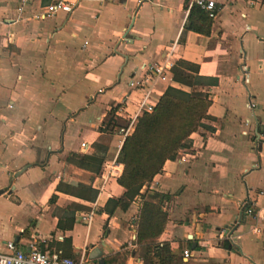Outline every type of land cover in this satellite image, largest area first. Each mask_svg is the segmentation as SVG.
Here are the masks:
<instances>
[{
  "label": "crops",
  "instance_id": "1",
  "mask_svg": "<svg viewBox=\"0 0 264 264\" xmlns=\"http://www.w3.org/2000/svg\"><path fill=\"white\" fill-rule=\"evenodd\" d=\"M51 1L21 7L20 0H0V189L6 190L0 253L8 242L26 251L36 240L49 254L84 255L85 264L118 253L124 264H143L136 220L141 196L155 193L167 196L158 241L184 264H264V0H213L209 35L183 33L186 0H66L73 3L70 13L36 19ZM173 45L175 63L215 81L194 88L209 94L208 118L129 208L110 216L102 212L108 200L126 190L116 182L123 141L120 127L105 128L109 112L127 123L145 98L155 106L168 88L191 91L172 72L150 93L135 86ZM82 143L89 144L85 154L104 158L99 168L66 162L69 154H82ZM114 161L117 175L104 183ZM70 167L87 180L68 182ZM60 182L88 185L96 196L85 201L62 193ZM245 203L253 215L235 227ZM92 210L91 221L82 222ZM71 218V229L58 228ZM232 225L231 240L218 239Z\"/></svg>",
  "mask_w": 264,
  "mask_h": 264
},
{
  "label": "trees",
  "instance_id": "2",
  "mask_svg": "<svg viewBox=\"0 0 264 264\" xmlns=\"http://www.w3.org/2000/svg\"><path fill=\"white\" fill-rule=\"evenodd\" d=\"M184 8L188 11V15L183 33L195 32L209 35L216 10L208 13L195 5L189 8L187 0ZM171 72L175 83L191 91L168 88L154 106L153 111L144 112L137 119L133 133L123 140L116 159L123 168L116 182L126 192L120 198L108 200L102 212L110 216L117 209L126 211L134 196L140 195V188L144 184H149L160 173L164 163L174 160L181 150L189 147L190 135L202 127V121L208 118L207 111L211 104L209 94L194 88L205 86L209 81L198 75L195 66L185 62H176ZM209 83L214 84L215 81ZM113 114L114 109L109 112V119L105 124V128L110 133L121 127ZM106 149L104 148L103 152ZM74 159L80 165L89 163L88 166L96 165L97 168L104 161V158L92 155L69 154L66 162L74 163ZM62 185L60 182L57 186L58 191L85 201H93L96 196V192L85 184H78L76 187L66 184L64 188ZM141 198L142 204L136 220L135 243L142 249L143 264H184L181 258L171 254L169 243L158 241L167 222V214L161 206V201L167 196L153 193L147 197L142 195ZM55 199L56 197L52 196L49 202L53 203ZM250 205L247 203L245 208ZM69 223L64 227L58 223V228L71 229L74 219L71 218ZM64 243L65 248L71 250L70 241L64 240ZM62 254L75 261L79 260L78 257H72L71 253L67 255L63 250ZM104 264H124V259L118 253L106 257Z\"/></svg>",
  "mask_w": 264,
  "mask_h": 264
},
{
  "label": "built area",
  "instance_id": "3",
  "mask_svg": "<svg viewBox=\"0 0 264 264\" xmlns=\"http://www.w3.org/2000/svg\"><path fill=\"white\" fill-rule=\"evenodd\" d=\"M32 0H20V5L23 7L24 5L28 4ZM107 0H102V2ZM143 2H148L151 0H142ZM195 5L199 7L201 10L211 13L215 9V2L213 0H191L190 7ZM73 3L66 0H52L49 4L44 6L41 11L35 16L38 20H46L56 16L59 13H70L72 10ZM176 45V44H175ZM175 45L170 48L167 53L160 59V61L155 65H150L146 69V75L141 81H137L135 86H143L145 85L144 89L146 92L150 93L155 85L160 81L164 80L166 76L172 71L175 61H174V54H175ZM133 82H130L129 85H132ZM249 109L254 108V104L249 101L247 104ZM154 106L150 105L146 102V98L142 102H138L136 107L135 114L128 119V122L124 127H120L117 131V134L121 137L122 141L130 136L135 128L137 119L145 112L150 113L153 111ZM89 144L82 143L80 152L85 154L88 151ZM178 158V155L175 159ZM174 159V160H175ZM182 159V158H180ZM181 161V160H180ZM113 164L109 167V171L105 177H103L104 183L107 181L108 177L116 176L117 171L114 170ZM103 187L99 190L102 191ZM244 204L243 208L246 207ZM244 213L246 216H252L253 210L251 205L248 208L244 209ZM94 215V210L87 214H83L81 216V221L85 223H89ZM231 228H226L222 230L219 235L218 239H230L231 235L229 234ZM190 253L185 251L183 256L185 258L189 257ZM86 259L85 256L82 255L78 261H74L71 258L64 257L60 253L49 254L47 250H42L40 247V243L36 240H33L28 249L26 251H20L16 249V245L14 242H8L6 244V251L0 253V264H85Z\"/></svg>",
  "mask_w": 264,
  "mask_h": 264
},
{
  "label": "rangeland",
  "instance_id": "4",
  "mask_svg": "<svg viewBox=\"0 0 264 264\" xmlns=\"http://www.w3.org/2000/svg\"><path fill=\"white\" fill-rule=\"evenodd\" d=\"M89 115H90V118L93 117L91 113H89ZM118 123L120 124L121 127H124L126 125V123L122 120H118ZM102 138H103L102 142H107L109 139V136L104 135ZM65 175H66L67 181L70 183L72 182L73 185L77 184V182L79 181H86L88 178V176L85 174H80L78 172L76 173L74 169H72V167L68 168V171Z\"/></svg>",
  "mask_w": 264,
  "mask_h": 264
},
{
  "label": "water",
  "instance_id": "5",
  "mask_svg": "<svg viewBox=\"0 0 264 264\" xmlns=\"http://www.w3.org/2000/svg\"><path fill=\"white\" fill-rule=\"evenodd\" d=\"M144 1H145V0H144ZM23 170H24V169H23ZM23 170H22V171H23ZM22 171L18 172L17 175H19ZM5 192H6V190H4V189H0V195L4 194ZM244 215H245V213H244V208H242V210L240 211V213H239V215H238V218H237L236 222L234 223L235 227H237V225L241 222V220H242V218L244 217ZM232 227H233V225H232L231 227H229V228H231V229H230V232H229L230 235H231L232 232L235 230V229H233ZM98 264H104V260H103V259H100L99 262H98Z\"/></svg>",
  "mask_w": 264,
  "mask_h": 264
}]
</instances>
